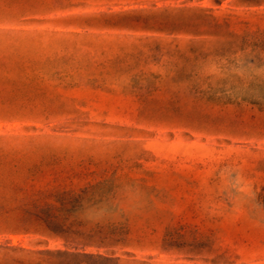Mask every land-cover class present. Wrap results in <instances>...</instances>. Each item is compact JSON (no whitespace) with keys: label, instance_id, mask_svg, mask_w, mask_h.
I'll return each instance as SVG.
<instances>
[{"label":"rangeland","instance_id":"obj_1","mask_svg":"<svg viewBox=\"0 0 264 264\" xmlns=\"http://www.w3.org/2000/svg\"><path fill=\"white\" fill-rule=\"evenodd\" d=\"M0 264H264V0H0Z\"/></svg>","mask_w":264,"mask_h":264},{"label":"trees","instance_id":"obj_2","mask_svg":"<svg viewBox=\"0 0 264 264\" xmlns=\"http://www.w3.org/2000/svg\"><path fill=\"white\" fill-rule=\"evenodd\" d=\"M54 233V232H53ZM56 234V233H55ZM61 234V233H60ZM77 256H82V257H89V256H91V255H88V254H85V253H77L76 254ZM98 258H103V257H101V256H98Z\"/></svg>","mask_w":264,"mask_h":264}]
</instances>
